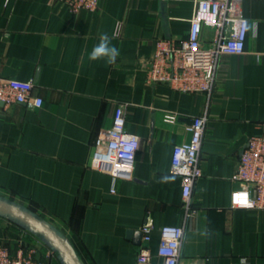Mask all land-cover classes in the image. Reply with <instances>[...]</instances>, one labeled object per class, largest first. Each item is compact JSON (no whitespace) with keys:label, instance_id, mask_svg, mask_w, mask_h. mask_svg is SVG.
Listing matches in <instances>:
<instances>
[{"label":"crops","instance_id":"obj_1","mask_svg":"<svg viewBox=\"0 0 264 264\" xmlns=\"http://www.w3.org/2000/svg\"><path fill=\"white\" fill-rule=\"evenodd\" d=\"M194 7L100 0L96 10L72 12L60 0H0V77L31 80L44 99L39 107L0 104V199L48 224L78 264H137L136 233L148 220L153 264L164 262L157 250L165 224L185 226L178 264H264V208L231 204L239 157L264 132V0H243L245 49L220 57L210 92L149 82L157 41L185 40ZM103 34L119 50L113 64L89 59ZM120 106L140 146L129 175L114 179L91 155ZM198 115L206 116L203 173L186 217L171 158ZM2 240L36 247L47 264H68L45 236L0 211Z\"/></svg>","mask_w":264,"mask_h":264},{"label":"built area","instance_id":"obj_2","mask_svg":"<svg viewBox=\"0 0 264 264\" xmlns=\"http://www.w3.org/2000/svg\"><path fill=\"white\" fill-rule=\"evenodd\" d=\"M72 12L81 9L96 10L100 0H60ZM243 0H195L188 36L180 43L159 39L147 68L149 82H165L185 92H210L215 84L216 70L223 54H240L245 49L249 20L243 15ZM212 34L204 37V28ZM13 102L39 107L42 96L33 93L31 80L0 77V104ZM175 115L166 119L175 120ZM206 116L198 115L187 125L190 138L173 146L171 171L181 176L183 204L189 215L192 193L202 175L200 149ZM140 146L137 135L128 131L124 109H116L110 127L101 130L91 155L95 168L112 175L114 179L129 175V163ZM233 179L239 187L231 193L234 207L264 208V132L249 137L237 162ZM152 221L141 227V242L137 264H153L150 248ZM160 242L157 253L163 264H178L184 238L183 224H165L159 228ZM0 264H47L37 257V248L18 243L11 247L0 241Z\"/></svg>","mask_w":264,"mask_h":264},{"label":"water","instance_id":"obj_3","mask_svg":"<svg viewBox=\"0 0 264 264\" xmlns=\"http://www.w3.org/2000/svg\"><path fill=\"white\" fill-rule=\"evenodd\" d=\"M0 211L24 222L45 236L65 258L68 264H78L77 260L67 247L65 241L40 218L3 199H0ZM136 234V242L140 243L142 232L139 231Z\"/></svg>","mask_w":264,"mask_h":264},{"label":"clouds","instance_id":"obj_4","mask_svg":"<svg viewBox=\"0 0 264 264\" xmlns=\"http://www.w3.org/2000/svg\"><path fill=\"white\" fill-rule=\"evenodd\" d=\"M119 56V50L115 46H110V37L103 34L100 37V42L93 47L89 53L90 60H99L106 58L108 64H113ZM169 178L167 176L162 178V182H166Z\"/></svg>","mask_w":264,"mask_h":264}]
</instances>
